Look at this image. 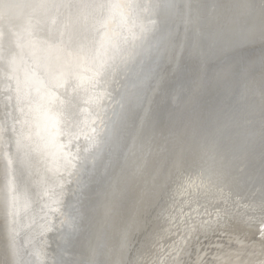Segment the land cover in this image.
<instances>
[{
    "label": "bare ground",
    "instance_id": "1",
    "mask_svg": "<svg viewBox=\"0 0 264 264\" xmlns=\"http://www.w3.org/2000/svg\"><path fill=\"white\" fill-rule=\"evenodd\" d=\"M46 2L85 5L99 0ZM183 2L192 5L190 21L177 19L176 24L181 32L187 27L193 37L191 54L186 47L171 48L160 61L163 71L144 81L141 97L127 100L123 108L121 96H131L133 85H139L156 62L115 77V100L105 104L108 142L94 153L95 162L89 156L71 177L37 134V96L27 80L32 73L58 69L75 54L77 34L91 23V10L40 9L31 21L30 9L0 16V264H51L64 247V233L70 231L62 222L77 210L81 216L76 222L84 225L83 234L73 233L79 239L80 259L130 264H171L175 259L181 264H211L217 258L259 264L264 259L256 227L264 197L261 0ZM243 4L254 7H238ZM201 32L211 34V52L200 43ZM248 32H254L255 39L246 38ZM87 100L82 94L76 108L81 127L94 118L89 112L95 108ZM152 125L157 129L153 137L141 134ZM96 127L103 128L99 120ZM90 132V127L84 128V133ZM73 133L82 147L87 146L79 128ZM68 139L58 142L67 144ZM226 160L232 164L230 176L225 174ZM222 208L232 220L214 234L193 236L183 250L178 247L180 233L187 235V216L208 212L215 217ZM252 212L256 220L249 228L240 220ZM106 228L109 235L101 254L96 236Z\"/></svg>",
    "mask_w": 264,
    "mask_h": 264
},
{
    "label": "snow or ice",
    "instance_id": "2",
    "mask_svg": "<svg viewBox=\"0 0 264 264\" xmlns=\"http://www.w3.org/2000/svg\"><path fill=\"white\" fill-rule=\"evenodd\" d=\"M85 7L91 10L89 13L91 23L85 24L78 36V45L75 54H69V58L63 61L58 69H44L43 75L32 73L27 80L29 89L35 88L37 99L35 100L34 115L37 125V134L41 136L44 148L53 155L60 166L68 172L71 177L87 163L88 157L93 161L97 159L94 153L101 151L108 142L110 133V118L105 104L115 100L111 91V84L121 71L134 74L137 66L143 68L145 63L155 61V67L149 74L140 78L139 85H133L134 91L131 96H121L119 101L121 107L127 100L141 97L144 81L151 79L163 71L160 63L164 55L173 47L179 45L186 47L191 54L193 37L189 34L187 27L183 32L176 24L177 19L189 23L188 14L192 5L184 3L183 0H99V2L85 5H62L41 2L20 3L17 0L0 2V16L13 15L20 10L30 9L29 21L36 10H48L60 7ZM243 9H252L250 4L239 5ZM155 17V19H153ZM259 18L261 24L260 39L264 42V0L259 5ZM246 38L255 39L254 32L245 33ZM200 43L206 45L211 52L212 36L209 33H200ZM57 60H59L60 49L56 48ZM264 56V49H262ZM83 72V74H79ZM261 81L264 85V71L261 72ZM108 86L107 88L105 86ZM71 89V92L69 91ZM103 89V91H100ZM88 96L86 101L90 108H95L94 113L89 112L94 118L89 124L79 121V113L76 108L79 105L81 95ZM107 97V101L105 100ZM261 183L264 185V86L261 88ZM171 119V118H170ZM97 120L103 128L96 127ZM90 127V134L84 133V128ZM79 128L84 134L85 144L80 145L79 135L74 136L73 129ZM156 126L152 125L142 129L141 134L149 138L156 134ZM41 132L43 133L41 135ZM69 137L68 143H61L65 137ZM73 138L76 142V150L72 151ZM232 164L225 162V174L230 176ZM201 179H204L201 177ZM201 187L197 185V188ZM249 208L256 207L253 204ZM259 218L257 230L260 235L261 249L264 251V197L258 206ZM81 216L79 210L75 215L69 216L62 223L69 225L70 231L64 233V247L57 253V258L51 264H130V262L107 260V259H80L77 255L79 239L74 238L73 233L84 232L83 223H77V217ZM207 216L208 219L202 217ZM247 220L241 219L240 223L247 227H253L256 220L255 212L245 213ZM227 218V220L225 219ZM232 215L227 208L217 209L215 217L211 213H197L195 217L189 215L184 219V233H180L181 242L178 247L183 250L191 243V238L201 233L207 235L216 233L224 227ZM107 228L103 233L96 236V249L103 253L108 239ZM179 255V253H178ZM5 264H23V262H8ZM43 264H49L44 261ZM135 264H140L136 261ZM165 264L169 262L165 261ZM171 264H181L175 259ZM211 264H233L231 261L215 259ZM264 264V259L259 261Z\"/></svg>",
    "mask_w": 264,
    "mask_h": 264
}]
</instances>
